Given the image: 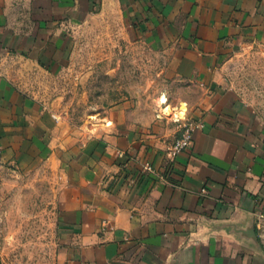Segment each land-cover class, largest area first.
Here are the masks:
<instances>
[{
  "label": "crops",
  "instance_id": "1",
  "mask_svg": "<svg viewBox=\"0 0 264 264\" xmlns=\"http://www.w3.org/2000/svg\"><path fill=\"white\" fill-rule=\"evenodd\" d=\"M108 5L192 93L178 118L114 105L78 137L0 72V177H56L50 264H264V117L225 71L238 47L264 49V0H0V54L60 66ZM184 118L192 144L170 158ZM250 222L258 247L225 227Z\"/></svg>",
  "mask_w": 264,
  "mask_h": 264
},
{
  "label": "rangeland",
  "instance_id": "2",
  "mask_svg": "<svg viewBox=\"0 0 264 264\" xmlns=\"http://www.w3.org/2000/svg\"><path fill=\"white\" fill-rule=\"evenodd\" d=\"M73 37L60 66L46 69L19 55L0 54V72L78 137L114 105L136 109V117L143 120L157 114L178 118L192 92L170 76V51L133 35L112 5L76 26ZM234 52L226 75L264 117V49L240 46ZM3 171L0 264H50L58 198L55 174L44 167Z\"/></svg>",
  "mask_w": 264,
  "mask_h": 264
},
{
  "label": "built area",
  "instance_id": "3",
  "mask_svg": "<svg viewBox=\"0 0 264 264\" xmlns=\"http://www.w3.org/2000/svg\"><path fill=\"white\" fill-rule=\"evenodd\" d=\"M181 134L175 139L171 147L169 148L170 158L175 157L181 151L187 149L192 144L193 132L197 127V124L191 120L182 119ZM147 170H151L150 165H145Z\"/></svg>",
  "mask_w": 264,
  "mask_h": 264
},
{
  "label": "water",
  "instance_id": "4",
  "mask_svg": "<svg viewBox=\"0 0 264 264\" xmlns=\"http://www.w3.org/2000/svg\"><path fill=\"white\" fill-rule=\"evenodd\" d=\"M225 227L230 228V230L233 233H235L239 237L249 241L250 243L254 244L255 246H257V247L259 246L257 238H256L255 229H254L252 222H250L246 227H239L233 223H229Z\"/></svg>",
  "mask_w": 264,
  "mask_h": 264
},
{
  "label": "bare ground",
  "instance_id": "5",
  "mask_svg": "<svg viewBox=\"0 0 264 264\" xmlns=\"http://www.w3.org/2000/svg\"><path fill=\"white\" fill-rule=\"evenodd\" d=\"M168 110H167V107L165 108V112H167Z\"/></svg>",
  "mask_w": 264,
  "mask_h": 264
}]
</instances>
